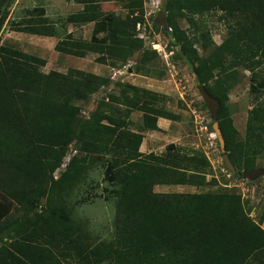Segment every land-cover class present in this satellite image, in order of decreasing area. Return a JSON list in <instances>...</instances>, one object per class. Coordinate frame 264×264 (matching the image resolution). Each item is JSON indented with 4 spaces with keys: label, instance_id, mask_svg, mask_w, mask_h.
<instances>
[{
    "label": "trees",
    "instance_id": "trees-1",
    "mask_svg": "<svg viewBox=\"0 0 264 264\" xmlns=\"http://www.w3.org/2000/svg\"><path fill=\"white\" fill-rule=\"evenodd\" d=\"M14 1L0 0V32L6 24L12 31L57 34L44 6L26 8L20 19L10 20ZM73 1L81 8L60 24L93 23L90 37L65 32L55 51L81 58L92 52L95 62L110 66L139 52L140 61L146 62L150 50L136 31L143 20L142 0H114L127 12L108 19L101 3L110 0ZM166 11L198 85L220 102L216 120L225 151L242 177L240 172L256 168L257 156L264 154V0H168ZM211 11H220L227 35L199 55L193 46L198 37L189 36L174 15L182 13L195 26L194 16ZM200 37L201 49L207 50L211 35L207 31ZM151 53L156 55L155 50ZM45 63L13 44H0V235H5L0 236V264H264V216L255 222L239 193L154 191L158 184L204 186L215 181L206 178L210 163L200 151L183 152L174 143L160 154L140 151L142 133L116 114L141 111L144 130L157 129L159 118L179 121L178 113L163 106L164 94L115 82L122 89L112 96V111L107 102H99L83 119L77 102L107 86L111 77L78 68L44 72ZM240 69L250 73L255 100L243 140H237L224 104ZM72 143L80 154L54 179ZM95 159L101 162L103 180L114 187L102 192H107L105 199L116 197V212L113 236L92 243L64 200L79 184L86 185ZM39 197H44L40 210ZM91 200L87 193L78 202Z\"/></svg>",
    "mask_w": 264,
    "mask_h": 264
},
{
    "label": "rangeland",
    "instance_id": "rangeland-1",
    "mask_svg": "<svg viewBox=\"0 0 264 264\" xmlns=\"http://www.w3.org/2000/svg\"><path fill=\"white\" fill-rule=\"evenodd\" d=\"M160 3L161 0H142L143 20L136 31L138 36L143 38L144 48L150 50L144 63L140 61L139 52L126 62H117L112 64L114 66H110L95 62L96 54L92 52L81 58L55 51L56 41L65 32L72 31L75 37L85 40L90 37L93 23L78 26L67 23L64 27L60 24L62 18L81 8V5L73 0H15L8 9L10 20L20 19L26 8L44 6L46 16L57 25V34L42 36L12 31L5 24L0 32V44L10 43L27 53L44 58L46 63L41 68L44 72L52 69L65 72L68 68H78L110 76L111 82L107 86L88 99L77 102L81 109L80 116L83 119L90 115L99 102H107L110 106L109 112L112 111L114 102L112 96L122 89V86L115 82H125L164 94L166 99L163 106L178 113L181 116L179 121L159 118L157 129L144 130L142 129L141 111L130 109L126 114L119 112L116 114L128 119L131 130L142 133L140 151L160 154L166 151L168 143H174L183 152L200 151L210 163L206 178L209 180L213 177L215 181L204 186L158 184L154 186V191L207 192L227 189L240 194L245 212L255 222H258L260 217L264 216V175L246 179L240 177L237 172L231 173L226 169L217 136L212 128L210 113L200 96L197 80L187 59L188 53L168 26L167 11L165 16L167 28L157 22ZM101 9L104 12V18L107 19L124 15L127 12V8L114 0L102 2ZM219 14L220 11H211L196 15L194 16L195 26L189 25L182 13L174 15L179 26L189 36L198 37L199 42L193 43V46L199 55L207 54L227 35V26L219 19ZM207 31L212 37V44L207 50H202L200 35ZM153 50L156 55L151 53ZM261 73L264 75V68ZM249 76L250 73L247 70H239L237 83L227 91L228 98L224 102L232 124L237 129V140L244 139L248 112L255 102L250 93ZM117 108L125 110L120 105ZM75 154H80V152L72 143L61 164L53 172L54 179L59 177L70 158ZM260 167L264 168V154L256 158V168ZM85 184H79L64 200L70 211V217L81 226L82 233L88 236L87 241L92 243L107 241L113 236L116 197L110 195L109 198H104V193L107 194V192L103 193L102 189L114 187L103 180L100 160L95 159L90 163ZM87 193L92 195L93 200L78 202L79 198L85 194L87 196ZM38 201L37 209L40 210L44 205V197H39ZM260 225L264 229V217ZM0 236L5 239L4 234Z\"/></svg>",
    "mask_w": 264,
    "mask_h": 264
},
{
    "label": "water",
    "instance_id": "water-1",
    "mask_svg": "<svg viewBox=\"0 0 264 264\" xmlns=\"http://www.w3.org/2000/svg\"><path fill=\"white\" fill-rule=\"evenodd\" d=\"M168 0H161L159 12L157 14V22L167 28L165 16H166V5ZM198 90L200 93V96L207 108V110L210 113V119L212 120V128L214 130L215 135L217 136V140L219 142L220 150H221V157L223 160V163L226 167V169L231 173H236L237 170L233 163L231 162L228 153L225 151V142L222 135V132L220 130L218 121L216 120V115L218 112V108L220 105V102L217 98L210 95L209 92L205 89L203 84L198 85ZM241 176L246 179H254L257 176L264 175V168H254L251 171L242 170L240 172Z\"/></svg>",
    "mask_w": 264,
    "mask_h": 264
},
{
    "label": "built area",
    "instance_id": "built-area-1",
    "mask_svg": "<svg viewBox=\"0 0 264 264\" xmlns=\"http://www.w3.org/2000/svg\"><path fill=\"white\" fill-rule=\"evenodd\" d=\"M139 26H140V24L138 23V24H137V29L139 28Z\"/></svg>",
    "mask_w": 264,
    "mask_h": 264
}]
</instances>
